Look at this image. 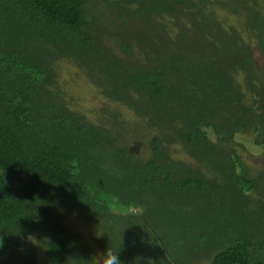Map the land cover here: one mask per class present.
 <instances>
[{
	"label": "trees",
	"instance_id": "obj_1",
	"mask_svg": "<svg viewBox=\"0 0 264 264\" xmlns=\"http://www.w3.org/2000/svg\"><path fill=\"white\" fill-rule=\"evenodd\" d=\"M217 9L246 15L260 65ZM60 63L138 126L71 108ZM243 134L264 150V0H0V247L20 248L14 264H92L94 246L122 264H264V151L243 160Z\"/></svg>",
	"mask_w": 264,
	"mask_h": 264
},
{
	"label": "rangeland",
	"instance_id": "obj_2",
	"mask_svg": "<svg viewBox=\"0 0 264 264\" xmlns=\"http://www.w3.org/2000/svg\"><path fill=\"white\" fill-rule=\"evenodd\" d=\"M216 16L223 29L231 27L234 29L240 37L248 39L253 44L252 58L256 65H260V53L255 48L254 39L247 38V34L244 29V21L246 15L243 13H231L225 9H217ZM57 83L60 86L61 91L64 93V97L67 98L68 104L71 108L82 113L88 120L96 122L97 119L107 118L106 112H116L120 117L130 122V124L137 125V120L133 117L132 113L127 111L121 105L109 101L102 97L101 93L97 91L80 72L68 64H59ZM139 124V123H138ZM138 126V125H137ZM234 141L244 147L246 153L243 155V160L246 159L248 164H254L257 160H261L263 148L254 146L252 144L251 134L236 135ZM128 212L134 213L132 209ZM65 224H70L76 230H83V224L78 220H73L70 217L64 219ZM88 234L84 231L83 238L84 243H89ZM3 243H1L2 245ZM0 245V246H1ZM20 248L6 247L2 250L0 247V261L7 259L6 262L14 264L18 262V252ZM95 255L98 251L97 246H94ZM40 253V251H38ZM37 253V254H38ZM201 264H205L202 262Z\"/></svg>",
	"mask_w": 264,
	"mask_h": 264
},
{
	"label": "clouds",
	"instance_id": "obj_3",
	"mask_svg": "<svg viewBox=\"0 0 264 264\" xmlns=\"http://www.w3.org/2000/svg\"><path fill=\"white\" fill-rule=\"evenodd\" d=\"M91 260L92 264H122L118 253L110 248H106L103 252H98L95 256L91 257Z\"/></svg>",
	"mask_w": 264,
	"mask_h": 264
}]
</instances>
